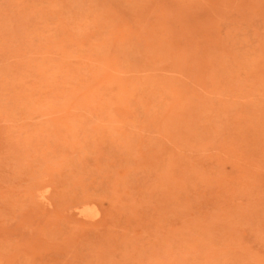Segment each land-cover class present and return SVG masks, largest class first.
<instances>
[{
  "label": "rangeland",
  "instance_id": "374dc122",
  "mask_svg": "<svg viewBox=\"0 0 264 264\" xmlns=\"http://www.w3.org/2000/svg\"><path fill=\"white\" fill-rule=\"evenodd\" d=\"M0 264H264V0H0Z\"/></svg>",
  "mask_w": 264,
  "mask_h": 264
},
{
  "label": "bare ground",
  "instance_id": "6f19581e",
  "mask_svg": "<svg viewBox=\"0 0 264 264\" xmlns=\"http://www.w3.org/2000/svg\"><path fill=\"white\" fill-rule=\"evenodd\" d=\"M85 196H88V195H85ZM79 197H80V196H79ZM85 198H87V197H85ZM78 199H79V198H78ZM83 199H84V198H83ZM87 199H91V198H87ZM85 200H86V199H85ZM79 201H80V200H79ZM81 201H82V200H81ZM77 203H78V202H77ZM77 203H76V204H77ZM73 205H74V204H73ZM86 205H88V204H86ZM94 205H95V204H94ZM78 207H79V205H78ZM90 207H91V206H90ZM86 208H87V207H86ZM95 208H97V207H95ZM79 209H80V208H79ZM87 209H88V208H87ZM90 209H91V208H90ZM97 209H98V208H97ZM80 210H81V209H80ZM92 210H93V209H92ZM78 211H79V210H78ZM76 212H77V211H76ZM79 212H83V211H79ZM89 212H90V211H89ZM99 212H100V209H99ZM97 214H98V213H97ZM97 214H96V212H95V216H96ZM99 215H100V214H99ZM78 216H79V215H78ZM82 216H85V215H82ZM95 216H94V217H95ZM84 218H85V217H84ZM95 219H96V218H95Z\"/></svg>",
  "mask_w": 264,
  "mask_h": 264
}]
</instances>
